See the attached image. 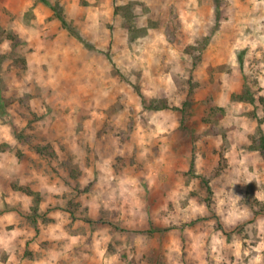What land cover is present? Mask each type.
<instances>
[{"label": "rangeland", "instance_id": "obj_1", "mask_svg": "<svg viewBox=\"0 0 264 264\" xmlns=\"http://www.w3.org/2000/svg\"><path fill=\"white\" fill-rule=\"evenodd\" d=\"M50 1L0 0V264H264V0Z\"/></svg>", "mask_w": 264, "mask_h": 264}, {"label": "trees", "instance_id": "obj_2", "mask_svg": "<svg viewBox=\"0 0 264 264\" xmlns=\"http://www.w3.org/2000/svg\"><path fill=\"white\" fill-rule=\"evenodd\" d=\"M41 1H43L46 4H49L52 7V10L56 14V16L62 21L63 25L67 24L65 16H64L62 10L57 6V4L51 3L50 0H41ZM214 2H215V12H216L217 17H219L220 14L222 13L221 1L220 0H214ZM239 99L244 100V101L254 102V97L248 93L240 95ZM0 100H2V99L0 98ZM167 107H169L167 102H164L161 105H158V104L152 105V108H154V109H162V108H167ZM262 142L263 143L260 147L257 145H253V147L255 149H259L261 151V154L264 157V136L262 137Z\"/></svg>", "mask_w": 264, "mask_h": 264}]
</instances>
